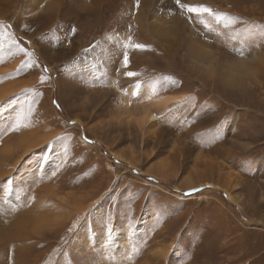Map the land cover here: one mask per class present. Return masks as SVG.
I'll return each mask as SVG.
<instances>
[{
	"label": "rangeland",
	"instance_id": "rangeland-1",
	"mask_svg": "<svg viewBox=\"0 0 264 264\" xmlns=\"http://www.w3.org/2000/svg\"><path fill=\"white\" fill-rule=\"evenodd\" d=\"M181 2L0 0V264H264V0Z\"/></svg>",
	"mask_w": 264,
	"mask_h": 264
},
{
	"label": "bare ground",
	"instance_id": "bare-ground-1",
	"mask_svg": "<svg viewBox=\"0 0 264 264\" xmlns=\"http://www.w3.org/2000/svg\"><path fill=\"white\" fill-rule=\"evenodd\" d=\"M107 36H108V38H110L113 42H115V43H118V44H120V45H122V46H124V47H127V46H129V37L127 36V35H125V34H123V33H121V32H116V33H114V32H110V33H108L107 34ZM133 43V41L131 40V44ZM182 98V95L181 94H177V93H165V94H163V95H160V96H158V97H156V98H153V101H152V103L153 104H157V105H168L169 103H171V102H173V101H176V100H179V99H181ZM154 118H155V115H153L152 113H149V115H148V120L149 121H152V120H154ZM156 119V118H155ZM227 194H228V192H227ZM230 195V194H229ZM228 195V196H229ZM40 201V200H39ZM38 200H37V203L35 204V206H34V210H33V212H34V215L36 216L35 218H38V217H40V216H42V214H45V212L46 211H48V210H50L52 207L50 206V204H51V201L49 202L48 201V204H46L48 207L46 208V207H43V208H41L42 207V204L39 202ZM41 205H40V204ZM41 209H44L43 211H41ZM30 213V212H29ZM28 214V213H27ZM33 215V216H34ZM48 215H50V214H48ZM48 215H46V216H48ZM23 217V216H22ZM34 218V217H33ZM38 220V219H37ZM23 221H24V219H23ZM36 222V221H35ZM37 225V224H36ZM32 226V225H31ZM39 226V225H38ZM38 226L36 227V229L38 228ZM34 229V228H33Z\"/></svg>",
	"mask_w": 264,
	"mask_h": 264
},
{
	"label": "snow or ice",
	"instance_id": "snow-or-ice-1",
	"mask_svg": "<svg viewBox=\"0 0 264 264\" xmlns=\"http://www.w3.org/2000/svg\"><path fill=\"white\" fill-rule=\"evenodd\" d=\"M174 2H175V6L178 7L179 9H186L188 11V13L190 14V18H191V14H193V13H195L197 17H199L203 13L213 14L212 10L208 7L193 6V5H190L187 3H182L181 0H174ZM137 4H139V0H137ZM221 18H226V17H222V15L217 14V20L219 21ZM129 46L135 47L136 49H145L146 47H148L147 45L140 44V43H136V44L132 45L131 44V37H129ZM21 50L23 51V49H21ZM123 61H124L125 67H127L129 64V56L127 54V51H125V53L123 55ZM126 75L127 76H134V75H136V73L127 72ZM172 83H175V80H172ZM153 91H155V88H153ZM85 142H87V139H85Z\"/></svg>",
	"mask_w": 264,
	"mask_h": 264
}]
</instances>
